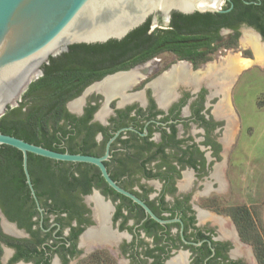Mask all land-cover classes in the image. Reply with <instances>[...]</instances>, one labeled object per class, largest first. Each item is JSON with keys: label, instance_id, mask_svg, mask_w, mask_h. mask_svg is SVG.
<instances>
[{"label": "flooded vegetation", "instance_id": "af4514ba", "mask_svg": "<svg viewBox=\"0 0 264 264\" xmlns=\"http://www.w3.org/2000/svg\"><path fill=\"white\" fill-rule=\"evenodd\" d=\"M259 8L262 0H223L221 12L157 13L119 39L71 44L50 56L23 91V107L4 115L18 107L25 117L42 110L46 133L27 131L40 144L33 145L51 143L55 152L100 159L113 185L91 163L27 157V169L35 163L28 173L41 209L22 172L37 210L27 230L7 213L14 159L0 154V233L35 243L40 264H90L93 258L100 264H261L264 238L254 233L262 235L264 226V158L250 141L238 143L242 123L231 94L236 81L226 98L214 75H197L222 59L218 53L239 52L235 44L244 30L263 41L249 22ZM180 65L189 76L176 73ZM132 71L134 80L119 92L94 88ZM56 76L66 84L60 95L32 86ZM72 76L78 77L69 81ZM257 105L264 106V98ZM223 108L234 113L233 126L219 113ZM231 130L232 139L225 140ZM45 163L50 178L38 171ZM44 189L53 191L52 209L37 197ZM218 220L232 231L225 234ZM87 232L99 240L82 244ZM0 246L9 251L7 264H33L13 260L16 248Z\"/></svg>", "mask_w": 264, "mask_h": 264}, {"label": "water", "instance_id": "95a60500", "mask_svg": "<svg viewBox=\"0 0 264 264\" xmlns=\"http://www.w3.org/2000/svg\"><path fill=\"white\" fill-rule=\"evenodd\" d=\"M222 1L0 0V117L19 102L23 91L40 73V66L69 45L119 39L157 13L167 18L171 12H221ZM251 31L261 39L258 33ZM2 145L21 153L22 171L39 212L27 169L28 154L54 161L91 163L104 174L97 158L55 152L0 133ZM105 178L113 185L107 176ZM11 226L17 230L15 225ZM19 234L23 231L19 230Z\"/></svg>", "mask_w": 264, "mask_h": 264}, {"label": "trees", "instance_id": "16d2710c", "mask_svg": "<svg viewBox=\"0 0 264 264\" xmlns=\"http://www.w3.org/2000/svg\"><path fill=\"white\" fill-rule=\"evenodd\" d=\"M262 3L264 5V0H262ZM254 8V5H252ZM258 12H260L257 16L252 15L249 22L250 24L261 34V36L264 37V10L259 8L257 9ZM242 14H244V11H242ZM76 78L78 76H72L69 81H71L73 78ZM41 84L42 87H44V90H50V92L54 95H60L64 91L65 83L62 81L61 76H56L53 78H45V82H40L33 84L32 86L35 87L37 85ZM32 87V88H33ZM52 95V96H53ZM50 95L49 100H53V98ZM21 108L23 107V103L21 104ZM50 105L43 106V108H50ZM58 107L60 108L61 105L59 104ZM21 108L12 109L9 112H7L6 115L0 118V133L5 135H11L16 138H19L25 142H29L31 144H38L39 143H33L34 138L32 139L30 136L27 137V131H31V134L37 135L38 132H45L46 133V120L48 118V115L42 113V110L39 111V115H37L36 111H31L32 114H27V116H23V110ZM39 108H36V110ZM38 111V110H37ZM30 113V112H29ZM46 113V112H45ZM50 116V115H49ZM43 128V130H41ZM30 137V138H29ZM44 147L47 149H53L51 146V143H45ZM0 154H4L6 156H9L13 158L11 166L12 171L15 172L14 175H11L12 178L9 180V188L8 190L10 192H6V195L4 196L7 199L6 205L8 209V215L11 219H15L18 223V226L24 227L27 230H30L31 222L30 218L34 216V214L37 213V210L32 203V198L27 190L22 166H21V153L9 146L2 145L0 146ZM36 155L28 154V160L30 161L31 158L35 157ZM42 158V157H41ZM46 159V158H45ZM44 160V159H43ZM50 160V159H49ZM34 164H28V169L30 173H33V167ZM41 168L38 170L44 174V176H49V172H51L52 168L51 165L48 163L45 164H38ZM43 179L34 181L33 185L34 187H40L39 182H43ZM50 181V180H49ZM42 185V184H41ZM38 198L43 199V206L49 209H52V204L54 203V196L53 191L51 189H44L37 195ZM31 201L30 204H28ZM51 201L50 204L47 202ZM52 207V208H51ZM40 231V230H39ZM0 242H4L9 247L16 248L17 252L15 255V258L13 260H18L19 258H23L26 262H33V264H40L39 260H37V256L39 253H37V248L35 243H30L27 241H19L16 239H12L9 237L4 236L0 233ZM2 252L1 246H0V253Z\"/></svg>", "mask_w": 264, "mask_h": 264}, {"label": "rangeland", "instance_id": "374dc122", "mask_svg": "<svg viewBox=\"0 0 264 264\" xmlns=\"http://www.w3.org/2000/svg\"><path fill=\"white\" fill-rule=\"evenodd\" d=\"M245 31L249 30L243 31L235 46L239 48L240 53L237 52L239 55L242 54V56H249L252 59V51L249 48H241V41ZM261 43L264 45V39ZM218 55L223 58L227 56L228 53L226 54L222 52L220 54L218 53ZM235 81V86L232 89L231 94L233 93V102L240 115L242 123L238 143L239 145H244L245 147L250 141L252 145H255L254 154L264 158V106L257 105V103L264 98V64L262 66L254 64L249 69L242 70L236 76ZM22 103L23 94L19 99V102H17L15 106L11 107H17ZM249 125L253 126L250 131L248 130ZM248 133L251 136H249ZM257 145L259 147H257ZM253 178L256 179V175H254ZM260 232H262V235H259V233H256L255 235L254 233V237L263 242L262 238H264V226L260 228ZM258 247L260 249L258 252L260 256L259 262L264 264V244H261V247L260 245ZM8 255L9 253L6 251H2L0 253V264H7ZM99 261V258L97 259V262H95V259L93 258L90 264H100ZM16 264L25 263L20 262ZM81 264H87V262L84 261L81 262ZM102 264L112 263L109 260H106Z\"/></svg>", "mask_w": 264, "mask_h": 264}, {"label": "bare ground", "instance_id": "6f19581e", "mask_svg": "<svg viewBox=\"0 0 264 264\" xmlns=\"http://www.w3.org/2000/svg\"><path fill=\"white\" fill-rule=\"evenodd\" d=\"M241 48H249L252 51L253 58L249 59V58L240 56L239 53L237 52L236 53L229 52L227 56H225L222 59H219L218 63H211L206 66L203 72L197 73L198 76H204L208 74L211 76L214 75L215 76L214 82L220 87L219 91L226 98L239 72H241L242 70L249 69L254 64L261 65V66L264 64V45L261 43L257 34L251 31H245L242 41H241ZM175 69H176V73L180 75L181 77L189 76L188 73H186V70L183 66L180 65ZM136 75H137L136 72H133V71L128 74L116 75L114 77L106 79L100 85L94 86V88L101 90L103 92H106L107 94L116 93L122 90L124 87H127L130 83H132ZM167 80L171 81L169 77H167ZM78 103L80 102L77 101L73 103L71 107L76 108ZM219 113L229 118V120L232 121V124H229V125L233 126L234 121H236V117L232 111L229 112L228 110H225L223 108ZM236 129H237V123H236ZM233 132L234 130H231L230 132L227 131L225 133V140H228V139L231 140L233 136L231 138L230 136H231V133ZM95 202L96 204L100 203L97 198H95ZM97 209L99 211L103 210L102 206H99ZM218 222H219V225H221V228H224L225 234L230 233L231 229L229 228L227 223L223 221L221 222L219 220ZM4 228H5V231L9 233H14L11 227L5 226ZM98 237L99 236L97 235H93V233L87 232V234L84 237H82L81 243L87 244L90 240L91 241L95 240V238L99 240ZM5 251L8 253V250L5 249ZM239 251L241 254L245 255V252L243 249H240Z\"/></svg>", "mask_w": 264, "mask_h": 264}]
</instances>
